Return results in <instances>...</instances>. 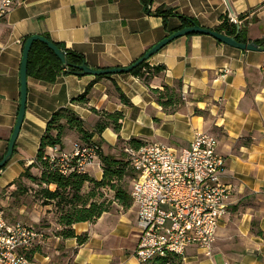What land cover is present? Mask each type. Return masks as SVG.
I'll return each mask as SVG.
<instances>
[{"label":"crops","instance_id":"1","mask_svg":"<svg viewBox=\"0 0 264 264\" xmlns=\"http://www.w3.org/2000/svg\"><path fill=\"white\" fill-rule=\"evenodd\" d=\"M15 1L0 20V157L7 152L17 123L24 44L31 35H44L82 54L93 68L131 65L182 24L178 15L216 29L234 13L243 21L240 27H246L242 37L247 42L264 39V0H153L151 13L142 0ZM159 7L174 14L165 19L157 16ZM148 61L164 69L147 81L129 72L98 80L94 75L71 73L60 74L55 81L27 75L25 116L13 155L0 170V210L10 221L39 224L34 226L46 235L58 230L55 203L45 204L41 196L27 201L35 189H19L15 180L35 161L41 137L57 109L74 110L89 131L104 114L118 111L123 114L119 132L107 127L93 135L101 151L116 158L126 155L124 147L131 138L178 149L187 146L197 131L213 133L218 139V151L226 160L223 181L233 184L234 192L212 255L190 246L183 264H264V49H241L209 34H189L171 41ZM90 83L94 85L88 101L73 102ZM178 84L184 102L171 113L158 102L155 89L164 91L166 85L177 88ZM117 88L129 104L120 99ZM76 140L78 132L67 130L63 149L70 150ZM31 172L39 175L40 169L33 166ZM87 173L102 179L99 156ZM21 182L23 186L33 183L26 177ZM131 187H125L127 204L115 198L114 190L102 188L108 210L94 221L73 225L77 234H88L87 242L79 245L75 237L62 238L66 249H74L72 264H139L137 207L130 197ZM89 189L86 184L84 191ZM34 257L37 264L49 258L38 252Z\"/></svg>","mask_w":264,"mask_h":264},{"label":"built area","instance_id":"2","mask_svg":"<svg viewBox=\"0 0 264 264\" xmlns=\"http://www.w3.org/2000/svg\"><path fill=\"white\" fill-rule=\"evenodd\" d=\"M15 3L0 0V20ZM228 18L239 27L243 23L234 13ZM217 146V137L206 131H197L180 149L158 142L125 145L135 173L130 197L137 207L135 256L139 264L167 253L184 255L190 246L212 255L234 192L233 184L223 181L226 160ZM100 150L98 141L79 139L70 150L59 145L48 147L45 157L64 175L85 173ZM46 236V231L34 225L10 221L0 210V264H29L30 255L36 247L44 246Z\"/></svg>","mask_w":264,"mask_h":264},{"label":"trees","instance_id":"3","mask_svg":"<svg viewBox=\"0 0 264 264\" xmlns=\"http://www.w3.org/2000/svg\"><path fill=\"white\" fill-rule=\"evenodd\" d=\"M142 1L146 6L147 11L151 13L149 6L153 0ZM154 14L162 16L165 19L174 13L171 9L159 7L156 9ZM178 16L182 20V24L175 30L192 24H199L193 17L185 15ZM238 27L239 26L237 24L230 22L228 17H225L215 30L228 36H236L239 42H247L242 37L246 31V27ZM54 43L62 50L66 51L69 65L64 67L62 61L48 47L47 44L40 40H35L29 52L28 75L47 81H55L57 77L63 73L86 75L77 68V65L82 63L87 64L84 56L78 52L67 49L60 43ZM256 43H264V39L258 40ZM148 60L143 61L129 73L139 76L147 81L150 76L159 73L164 69L162 65H150ZM111 75L112 74L97 75L95 76V80L103 77H109ZM93 85L94 83H90L82 94L73 99V102L86 103ZM179 86L180 85L178 84L176 88L166 85L164 91L155 89L158 102L168 112L172 113L177 111L184 102L178 91ZM117 89L120 99L124 103L129 104L130 100L127 96L120 88ZM122 119L123 114L118 111L104 114L103 118L96 123L92 131H89L86 128L84 120L69 107H61L57 109L49 119L46 130L41 137L35 161L25 169L20 177L15 180V183L18 185L19 189H23L24 187L25 190H28V186H23L21 182L22 178L26 177L31 182L35 183L38 188H40L35 189V191L39 194V196H41V198H43V203L47 204L51 201L55 203L59 212L57 222L60 226L58 231H56L57 234L55 235L60 236L63 239L75 237L79 245L87 242L88 234H77L73 225L81 221H94L100 217L104 211L108 210V204L106 203V197H104L102 188H110L114 190L115 198L123 202V204H127L129 198L126 189L127 187L125 188L120 185L119 182L126 176H134L135 173L130 166L129 161L123 157L116 158L113 155L104 154L100 150L99 157L103 168V177L101 180L95 179L87 172H72L68 175H64L58 170L52 168V165L49 163L47 157H45L48 147L59 145L61 148H64L63 137L66 131L71 129L77 131L79 139L85 142H90L95 133H102L107 127H112L116 132H119L121 129ZM128 143L134 147H139L144 144L141 140L136 138H131ZM1 159L2 157H0V160ZM33 166L40 169L39 175H35L31 172V168ZM86 184H89L90 186L88 191H84ZM50 185H55V188L51 189ZM145 264H183V255L167 253L166 255L156 256Z\"/></svg>","mask_w":264,"mask_h":264},{"label":"water","instance_id":"4","mask_svg":"<svg viewBox=\"0 0 264 264\" xmlns=\"http://www.w3.org/2000/svg\"><path fill=\"white\" fill-rule=\"evenodd\" d=\"M239 28V27H238ZM209 34L217 38L218 40L227 43L229 45L248 50H256V49H264V46L261 44H257L255 41L252 42H239L236 36H228L222 32H219L215 29H211L208 27H204L200 24H192L190 26H185L178 30H175L153 45L150 49H148L141 57H139L134 63L126 67H112V68H93L86 63H82L77 65V68L81 70L82 73L86 75H103V74H121L131 72L135 67L140 65L143 61L148 60L154 54H156L160 49L166 46L171 41L175 40L184 35L189 34ZM35 40H40L48 45V47L59 57L62 61L63 66L67 67L69 65V61L67 58L66 51L62 50L57 44H55L52 40L47 38L44 35L35 34L29 36L24 44L23 51V59L21 66V104L18 113L17 123L13 129L12 135L10 137L9 146L7 152L0 160V170L9 162L13 155L14 146L16 139L18 137L26 109V100H27V75H28V58L31 46Z\"/></svg>","mask_w":264,"mask_h":264},{"label":"rangeland","instance_id":"5","mask_svg":"<svg viewBox=\"0 0 264 264\" xmlns=\"http://www.w3.org/2000/svg\"><path fill=\"white\" fill-rule=\"evenodd\" d=\"M124 159H127V155H123L122 156ZM135 176V175H134ZM134 176H126L122 181L119 182L120 185L127 187L130 189L131 185H132V181ZM26 186H30L31 188L34 189H40L38 188V186H36V184L33 183L32 184H26ZM39 194H37L36 192H34V194H31V197H28L27 201H33L36 198H38ZM108 197L106 196V199ZM33 199V200H32ZM23 222V221H21ZM25 223V222H24ZM33 225H39V224H34ZM57 225L58 222H57ZM43 228L47 225L43 224L41 225ZM58 231V230H56ZM56 231L52 230L51 232H47V236H46V242L47 244H45L44 246H39L36 247V249H34L33 253L30 255L31 258V263L33 264H37L38 261L35 259V254L36 252H38V254L42 255V256H48L49 258H47V260H45L46 262H44L45 264H72L73 261V251L74 249H66L65 246H63V239L60 238V240H57L54 236L56 233ZM37 258H39V256H36Z\"/></svg>","mask_w":264,"mask_h":264}]
</instances>
